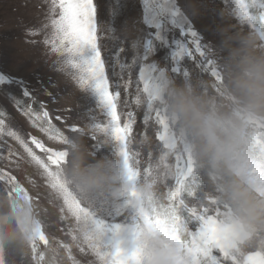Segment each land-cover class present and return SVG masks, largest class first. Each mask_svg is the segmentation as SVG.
<instances>
[{
	"label": "clouds",
	"instance_id": "clouds-1",
	"mask_svg": "<svg viewBox=\"0 0 264 264\" xmlns=\"http://www.w3.org/2000/svg\"><path fill=\"white\" fill-rule=\"evenodd\" d=\"M187 8L195 16L200 14L196 0H189ZM212 55L222 73L221 82L199 75L178 80L162 70L155 107L164 111L168 122L169 147L175 145L194 163V175L201 181L194 202L204 203L213 197L228 209L221 226L227 228L233 243L242 252L264 250V44L254 31L232 23L231 14L225 12L218 17ZM135 97L143 107L144 93L136 92ZM156 126H151L155 132ZM90 132L93 129L83 128L69 138L64 148L67 158L57 171L81 204L95 208L100 201L124 199L131 185L116 157L93 154L88 144ZM111 140L104 136L102 143ZM132 147L149 154L147 164L152 173L147 178L142 174L135 187L137 202L151 211L162 202V189L175 175L176 152L166 153L165 168L164 149L152 130L133 138ZM50 190V203L61 199ZM30 197L19 198L8 185L0 186L2 264H80L73 254L84 244L80 232L71 236L70 243L50 235L35 198ZM40 232L47 243L40 240ZM136 244L141 264H186V252L171 229L141 224Z\"/></svg>",
	"mask_w": 264,
	"mask_h": 264
},
{
	"label": "snow or ice",
	"instance_id": "snow-or-ice-1",
	"mask_svg": "<svg viewBox=\"0 0 264 264\" xmlns=\"http://www.w3.org/2000/svg\"><path fill=\"white\" fill-rule=\"evenodd\" d=\"M224 3L231 10L230 14L236 18L238 25L254 31L264 44V0H233L234 7L228 0H224ZM50 12L52 34L46 38L45 43L58 56L56 61L58 70L70 75L83 91L89 93L106 116V123H94L91 128L93 133H101L112 138L107 145L113 149L112 153L122 165L125 179L131 187L126 197L118 202L100 201L95 208L84 206L66 188L57 171L67 158L68 153L65 150L54 151L32 137L31 143L45 154L46 159L41 158L17 131L6 125L3 118H0V138L8 136L15 140L30 157L31 163L41 170L48 181L47 185L60 196L63 202L61 211L66 209L75 222L71 235L80 232L84 240L79 252L91 253L95 257L91 264H141V253L137 244L131 254H125L119 249L114 253H106L98 244L99 233L103 230L98 213L107 211L126 216L131 210L135 213L133 219L136 220L133 228L135 241L139 236L141 224L151 229L163 231L171 229L186 252V264H264V250L250 248L242 252L233 243L227 228L221 226V217L228 215L225 206H221L213 197H208L204 203L194 202L195 193L201 187L200 179L194 175V163L190 156H184L177 151L175 145L169 147L168 122L164 111L155 107L162 83L161 72L162 70L167 72L157 63L148 62L156 52L157 42L160 46L170 49L169 58L173 63L170 70L173 74H181L183 79L190 78L191 74L187 69L181 73V61L186 57L196 59L195 54H198V67L201 72L210 75L217 82L223 80L217 61L212 55V47L202 43L200 34L194 29L192 20L182 10L178 0H143V24L155 31L146 33L141 31V34L132 41L134 57L131 64L120 61L119 53L124 49L119 48L115 56V65L119 66L120 72L113 70V75L120 76L121 79L125 71L129 73V80L125 83L127 88L131 84V70L139 65L136 92L142 91L145 95L143 122L147 125L154 121L158 125L156 139L164 149L162 162L165 168L168 166L166 153L170 150L176 152L175 175L171 182L164 186L166 191H163L162 202L153 205L151 211L137 202L135 186L142 174L144 178L151 175L152 167L147 164L143 170L140 168V152L132 147L133 125L136 119L131 111L126 114L118 111L121 103V93L118 89L121 85L110 80L108 72L110 58L104 54L103 41L108 40L115 48L118 44H123L127 36L121 39L115 34L116 30L111 23L102 24L96 0H51ZM111 15L114 18L117 11L113 10ZM192 15L195 16V13ZM173 29H178L180 36L190 37V40L185 42L183 39L173 38L169 41L167 34ZM115 65H112L113 69ZM13 83L22 89L24 97L32 99V103L27 106H24L22 100L15 99L16 107L28 117L33 126L40 127L41 131L49 134L50 139L66 146L70 137L55 129L43 104L40 105L41 111L33 109L32 104L36 101L25 82L0 73V85ZM135 105L140 107L136 97ZM3 115L4 113L0 112V116ZM70 131L77 134L81 129L72 127ZM90 138L95 140V134ZM257 143H261L259 138ZM100 147L93 145V154ZM13 154L10 150L9 156ZM0 181L11 187L19 198H31L16 176L0 171ZM39 238L47 243L42 232L39 233ZM33 260H36L35 246Z\"/></svg>",
	"mask_w": 264,
	"mask_h": 264
},
{
	"label": "rangeland",
	"instance_id": "rangeland-1",
	"mask_svg": "<svg viewBox=\"0 0 264 264\" xmlns=\"http://www.w3.org/2000/svg\"><path fill=\"white\" fill-rule=\"evenodd\" d=\"M96 2L102 24L111 23L116 30L115 34L121 39L127 36V40L115 48L108 40L103 41L104 54L110 58L108 68L110 80L121 85L118 89L121 93L118 111L124 114L129 111L133 112L136 119V123L133 125V138L139 139L152 130L153 138L156 139V132L151 129V126L155 124L154 121L145 125L143 122L145 109L135 105L139 65L131 70V84L127 88H125V83L129 80L127 71L123 73V79L113 75V70L117 73L120 72L119 66L115 65L118 49L121 47L124 49L119 53L120 61L131 64L134 57V51L131 48L132 41L141 34V31L144 33L155 31L148 29L143 24V0H96ZM186 2L188 3L189 0H178L182 10L192 20L194 29L200 34L202 43L213 47L218 17L225 12L230 13L231 10L224 0H196L200 7V14L193 16L188 11ZM228 2L234 7L233 0H228ZM50 8L51 0H0V73L23 80L35 98L36 102L32 104L33 109L39 112L41 111L40 105L43 104L44 110L49 112V118L55 129L72 137L75 135L70 131L72 127L92 129V124L106 123L107 118L89 93L81 90L70 75L58 70L56 63L58 56L45 43L46 38L52 34ZM113 10L117 11L114 18L111 15ZM231 21L238 24L232 15ZM32 32L36 34L31 35ZM167 36L169 41L173 38L183 39L185 42L190 40V37L180 36L178 29H173ZM169 52V48L162 47L157 42L156 52L148 62H155L158 66L164 67L169 75L178 80L183 79L181 74L171 72L173 63L169 58ZM195 56L196 59L186 57L181 61V73L187 69L191 74L190 78L199 75L213 79L210 75L201 72L198 67V54ZM112 65H115L114 69ZM15 99L22 100L24 106L32 103V99L24 97L22 89L16 84L0 85V112L4 113L0 118L5 119L6 125L17 131L41 158L46 159L45 154L31 143L32 137L40 140L45 147L52 148L54 151L64 150L65 145L50 139L49 134L41 131L40 127L33 126L28 117L24 116L16 107ZM125 101H127V105H125ZM44 126H46V122H44ZM93 134L96 136L95 140L90 138ZM103 139V134L90 132L89 148L93 151V145H100L101 147L96 150L95 155L115 157L111 146L102 143ZM156 142L159 143L157 139ZM133 149L135 150V148ZM10 150L14 153L11 156H9ZM139 159L141 161L140 168L143 170L147 166L149 154L140 152ZM0 171L16 176L29 195L35 198L39 212L45 220L47 232L62 242L70 243L71 229L75 226L73 218L66 209L61 211L63 208L61 199L50 203L52 200L51 190L46 183V178L39 174L41 170L31 163L30 157L27 156L23 148L8 136L0 138ZM3 185L4 183L0 181V186ZM162 191H166V189L163 188ZM134 215L135 213L131 210L126 216L107 211L98 213V219L103 223L98 244L104 252L114 253L119 249L125 254H131L135 250L136 241L133 228L136 220L133 219ZM73 254L80 264H91L95 260L91 253H80L79 249H75Z\"/></svg>",
	"mask_w": 264,
	"mask_h": 264
}]
</instances>
